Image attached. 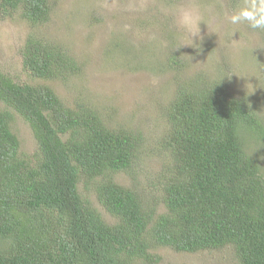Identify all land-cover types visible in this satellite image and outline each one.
<instances>
[{
    "label": "trees",
    "instance_id": "16d2710c",
    "mask_svg": "<svg viewBox=\"0 0 264 264\" xmlns=\"http://www.w3.org/2000/svg\"><path fill=\"white\" fill-rule=\"evenodd\" d=\"M3 14L37 26L49 0H0ZM121 46V44H120ZM34 82L0 69V101L29 124L37 142L28 157L0 108V264L157 263L159 246L178 252L234 248L239 264H264V126L223 81L177 88L162 140L168 155L159 195L112 174L131 172L143 139L113 129L85 104L66 106L46 81L80 69L60 44L29 34L20 49ZM94 189L99 207L78 183ZM163 205L162 212L158 207Z\"/></svg>",
    "mask_w": 264,
    "mask_h": 264
},
{
    "label": "rangeland",
    "instance_id": "374dc122",
    "mask_svg": "<svg viewBox=\"0 0 264 264\" xmlns=\"http://www.w3.org/2000/svg\"><path fill=\"white\" fill-rule=\"evenodd\" d=\"M246 2L49 0L50 14L37 26L19 13L0 11V69L19 82H34L20 54L27 36L62 45L80 69L65 80L45 83L66 106L88 105L113 129L138 131L143 143L133 170L115 172L112 179L159 195L168 164L162 140L169 131L167 111L177 88L221 80L231 94L250 104L264 126V29L230 22ZM189 22L198 31L190 36L193 44L184 26ZM0 108L11 113L10 125L20 150L30 157L37 142L29 124L2 101ZM252 152L259 155L264 174V145ZM78 188L106 221H114L96 201L93 187L80 180ZM163 209L160 205L158 212ZM151 252L158 255L156 264H239L230 245L196 252L159 246ZM145 261L135 264H152Z\"/></svg>",
    "mask_w": 264,
    "mask_h": 264
},
{
    "label": "clouds",
    "instance_id": "9594fccd",
    "mask_svg": "<svg viewBox=\"0 0 264 264\" xmlns=\"http://www.w3.org/2000/svg\"><path fill=\"white\" fill-rule=\"evenodd\" d=\"M230 22L234 25L246 22L249 27L253 29H264V0H247L243 6L239 7L238 10L231 15ZM184 26L188 29L189 38L191 35H195L198 32L191 27L190 22L185 23ZM191 41L193 44L192 39ZM194 47H196V45H194ZM223 77H221V79Z\"/></svg>",
    "mask_w": 264,
    "mask_h": 264
}]
</instances>
